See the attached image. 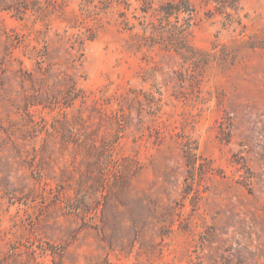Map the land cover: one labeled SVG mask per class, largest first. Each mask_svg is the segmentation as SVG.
Returning <instances> with one entry per match:
<instances>
[{"label":"rangeland","instance_id":"374dc122","mask_svg":"<svg viewBox=\"0 0 264 264\" xmlns=\"http://www.w3.org/2000/svg\"><path fill=\"white\" fill-rule=\"evenodd\" d=\"M0 264H264V0H0Z\"/></svg>","mask_w":264,"mask_h":264}]
</instances>
